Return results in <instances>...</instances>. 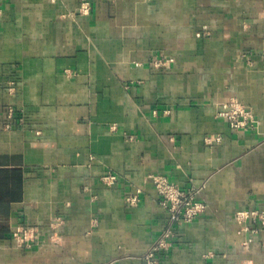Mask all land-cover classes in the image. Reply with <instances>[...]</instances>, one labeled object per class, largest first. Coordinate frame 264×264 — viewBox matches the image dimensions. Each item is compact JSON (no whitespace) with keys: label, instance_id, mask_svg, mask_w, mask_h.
Returning <instances> with one entry per match:
<instances>
[{"label":"crops","instance_id":"crops-1","mask_svg":"<svg viewBox=\"0 0 264 264\" xmlns=\"http://www.w3.org/2000/svg\"><path fill=\"white\" fill-rule=\"evenodd\" d=\"M88 1L1 5L0 264H147L170 222L152 174L207 205L158 264H264L237 217L264 209V0Z\"/></svg>","mask_w":264,"mask_h":264},{"label":"built area","instance_id":"built-area-1","mask_svg":"<svg viewBox=\"0 0 264 264\" xmlns=\"http://www.w3.org/2000/svg\"><path fill=\"white\" fill-rule=\"evenodd\" d=\"M5 0H0L1 5ZM80 11L84 14L91 12V3L83 0ZM162 63V62H160ZM225 117L228 119L231 127L235 130H250L259 126L260 121L257 119L251 108L242 103L239 99L233 98L224 104ZM156 190L158 191L162 204L170 213V222L168 227L162 233L156 244L145 255L147 264H158V254L164 249H168L174 236V224L178 222L192 223L199 215L207 209L206 203L200 199L199 193L203 187L182 188L176 183L170 181L163 175H150ZM107 184H113L117 181V176L109 173L103 176ZM127 201L130 204L139 202L137 194L129 195ZM239 221L248 218L259 220L264 227V209L260 210H241L238 211ZM40 233L34 227H19L13 232V237L20 246H33L37 241Z\"/></svg>","mask_w":264,"mask_h":264}]
</instances>
